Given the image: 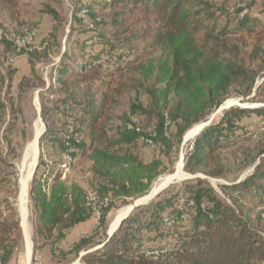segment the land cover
Instances as JSON below:
<instances>
[{"label":"trees","instance_id":"1","mask_svg":"<svg viewBox=\"0 0 264 264\" xmlns=\"http://www.w3.org/2000/svg\"><path fill=\"white\" fill-rule=\"evenodd\" d=\"M121 1L123 6L110 20L94 14L90 4L81 6L76 19L89 36L80 45V53L64 51L60 61L59 72L65 74L57 78L60 85L68 80L74 86L92 85L96 80L99 84L94 91L89 86L87 101L81 104L80 125L67 118L60 131L59 163L53 166L50 161L46 167L48 177H34L29 184L36 233L56 242L65 237L68 229L92 218L93 205L98 206L99 225L104 227L109 210L118 201H130L131 205L147 194L169 168L159 156L144 160L133 143L141 139L158 146L170 158L184 133L192 125L206 121L230 96L228 90L234 81L246 77L243 55L248 35H256L253 52L264 71V49L259 44L264 40V24L242 13V8L233 14L212 0ZM49 12L57 19L56 12ZM222 17H226L224 24ZM100 27L108 31L102 32ZM21 29L9 34V38L2 34V40L7 44L10 40L15 46L13 36L22 37ZM97 43L108 60L101 62L85 54L87 47ZM63 58H69L70 63ZM124 71L132 88H141L150 97L156 122L149 132L140 126L138 130L128 127L130 117L137 118L142 107L133 100L122 126L109 136L105 117L121 95L120 87H113L112 78L115 72ZM253 84L254 78L248 93ZM253 99L264 102V81L256 87ZM220 112L217 120L213 117L189 142L183 157L184 171L222 177V151L250 141L259 130L264 135V118L256 132L235 134L236 121L242 114L264 116V106L232 105ZM47 131L45 126L39 147ZM261 147L259 153L263 154ZM83 160L90 162L87 188L62 177L64 167ZM219 188L224 198L195 177L193 182H182L179 189L168 194L160 192L148 203L134 207L111 234H105L97 243L91 244V237L80 238L76 250L84 252L82 264H264V158L249 176L220 184ZM90 195L94 200H89ZM249 197L257 201L247 202ZM186 206L191 208V214L186 212ZM147 212L151 219L144 223L142 218ZM187 218L190 225L176 235L172 248L144 247V229L154 227L161 233L160 223L174 225ZM19 220L12 203L0 192V264H9L19 245Z\"/></svg>","mask_w":264,"mask_h":264},{"label":"rangeland","instance_id":"2","mask_svg":"<svg viewBox=\"0 0 264 264\" xmlns=\"http://www.w3.org/2000/svg\"><path fill=\"white\" fill-rule=\"evenodd\" d=\"M212 1L228 13L234 14V10L242 8V13L257 18L264 24V0ZM84 4H90L93 13L101 17L102 20H110L112 14L123 6V1L0 0V99L3 105L0 107V192L1 196L7 197V200L12 203L18 219L20 218L18 210V193H20L19 165L23 148L32 135V126L37 117L34 97L37 96L38 98L40 104L39 114L46 129H48L40 140L38 162H41V164L37 166L32 177V179L34 177L38 179L48 177L46 167L49 164L51 165L50 161L53 166L59 163L61 154L58 143L60 131L63 129L67 118H73L75 123L80 125L79 119L82 118L81 106L87 101L89 86L92 89L90 91H94L99 84V81L96 80L92 85L82 83L79 86H74L71 80H68L69 82L65 85H60L57 80L59 76L62 78L65 76V74L59 72L63 52L65 51L68 54L72 52L80 53V45L89 36V32L84 30L76 19V12ZM49 10L57 13V19L53 17ZM225 20L226 17L221 18L222 24L225 23ZM232 25L231 15L230 26ZM26 27L31 28V30L26 29ZM20 29L32 32V39L26 47L19 48L16 44L15 46L10 44V40H7L8 44L2 40V34H6L9 38V34L20 32ZM100 30L107 32L108 28L100 27ZM255 38V34L248 35L247 45L244 49L243 56L247 64L246 77L240 76L234 81L228 90L230 96L226 98V100L235 99V103L248 107L264 106V102L253 99L256 87L264 81V71L261 70L260 59L256 58L253 52L254 44L257 43ZM259 44L264 49V40ZM101 48V45L97 43L90 46V48L87 47L85 54L89 53L91 58L104 62L108 58L105 50ZM63 60L66 64L70 63L69 58H63ZM105 66H109V64ZM105 72L107 71L105 70ZM9 75L11 76L10 80H8ZM127 77V71L113 74L112 85L113 87H120L121 95L118 94L117 103L110 108L105 117V126L109 136H113L114 132L122 126L129 112L130 102L133 100L139 102L142 106L136 113L137 125L144 132L151 131L155 126L156 119L150 97L143 89L136 90L132 88ZM252 78H254V84L248 93ZM42 110H44V116ZM220 115L221 112H217L214 120H217ZM263 118L264 116L255 113L242 114L236 121L238 129L235 134L242 135L248 132L249 135L252 131L256 132ZM246 125L248 131H245ZM170 127L174 131V125L172 124ZM261 132V130L257 131L256 137L248 142H238L222 151V164L224 165V176L222 177L207 176L203 173L192 174L184 171L183 168L181 169L188 174L203 179L221 198H224L219 185L243 180L254 171L260 158H264V153H259V148L261 146V148H264V135ZM82 136L83 140H86L84 133ZM190 141L183 146L181 143L175 145L170 152V158H166L158 146L146 144L141 139H137L133 143L134 150L144 160L147 161L152 157L159 156L169 168L162 174L164 176L161 175L151 187L156 186L161 178L167 176V173L177 169L180 154L187 151ZM89 166V161H75L72 165L63 168L62 177L67 181L76 180L87 188ZM194 180L195 177H189L175 182L162 190L161 193L167 191L166 194H168L179 189L182 182H193ZM29 187L30 185H28L27 192L28 229L32 247L30 259L29 261L26 260L24 237L20 228L19 245L9 264H34L35 258L37 264H82L80 253L83 250H76V244L80 238L91 237V244L103 239L116 213L126 205L129 206L130 203V201H118L109 210L104 227L99 225V213L95 211L92 218L74 225L66 231L63 239L56 242L53 238L36 233L35 211L29 197ZM186 197L187 195L184 193L183 199L185 200ZM246 201L256 202L257 199L249 197ZM185 210L191 214L192 210L189 206H186ZM166 212L162 216L166 215ZM150 219V213L147 212L142 218V222H148ZM189 225L190 222L187 218L174 225L160 223L158 230L161 233H157L158 231L154 227H147L142 231L143 245L146 248L163 247L170 249L175 244L176 235L186 230ZM158 234L161 235L158 236Z\"/></svg>","mask_w":264,"mask_h":264},{"label":"bare ground","instance_id":"3","mask_svg":"<svg viewBox=\"0 0 264 264\" xmlns=\"http://www.w3.org/2000/svg\"><path fill=\"white\" fill-rule=\"evenodd\" d=\"M235 99H228L225 101L224 104L230 105L233 104ZM34 102L36 104L37 109V117L33 123L32 126V135L30 138L26 141V144L23 148L22 155L20 158V165H19V174H20V193H19V201H18V210L20 213V219H21V228H22V234L24 237V243H25V249H26V260L29 261L30 255H31V239H30V232H29V222H28V200H27V192H28V185L31 180V175L33 172V169L35 167V164L38 161L39 156V139L41 135L44 132V123L42 121V118L40 116V104L38 101L37 96L34 97ZM235 103V102H234ZM235 105V104H233ZM202 122L196 123L192 125L185 133V137L191 138L193 134L195 133L196 129L200 126ZM178 166H177V173L175 175L182 176L183 171L181 169V157L178 160ZM173 174V173H172ZM172 174H167V176L161 178V180L156 184V186L152 187L153 190H155L157 187L162 186L167 182L168 179L171 178ZM147 195V194H146ZM146 195L142 196L145 197ZM131 205L125 206L121 208L115 215L111 225L109 226V229H113L116 227L118 220L121 216L125 215L130 208Z\"/></svg>","mask_w":264,"mask_h":264},{"label":"water","instance_id":"4","mask_svg":"<svg viewBox=\"0 0 264 264\" xmlns=\"http://www.w3.org/2000/svg\"><path fill=\"white\" fill-rule=\"evenodd\" d=\"M233 104H236V105H239V106H245V105H242V104H240V103H233ZM233 104H230V105H226V104H222L206 121H203L201 124H200V126L196 129V131H195V133L193 134V136L191 137V138H188V137H185V135H183V137H182V142H181V145L183 146L186 142H188V141H190L194 136H196L198 133H199V131L203 128V127H205V126H207L210 122H211V120H212V118L215 116V114L217 113V112H220L221 110H223V109H225V108H227V107H230V106H232ZM44 130H45V124H44ZM180 157H181V168L183 167V157H184V154H183V152H181V154H180ZM37 163H38V161H37ZM37 163L35 164V167H34V169H33V172H32V175H31V179H32V177H33V175H34V173H35V170H36V168H37ZM184 172V171H183ZM175 173H177V169L174 171V173L172 174V176H171V178L170 179H168L167 180V182L165 183V184H163L162 186H160V187H157L155 190H153L152 189V187L149 189V191L147 192V195L145 196V197H139V198H137V199H135L134 201H133V203L131 204V206H130V208L128 209V211H127V213L125 214V215H123V216H121L120 217V219L118 220V222H117V225H116V227L122 222V220L130 213V211L134 208V207H137V206H139V205H143V204H146V203H148L152 198H154L157 194H159L162 190H164L165 188H167L169 185H171V184H173V183H175V182H178V181H181V180H184V179H187V178H189V177H197V176H193V175H191V174H188V173H186V172H184L183 173V175L180 177V176H177V175H175ZM18 196H19V193H18ZM19 224H20V227H22L21 226V219L19 220ZM115 227V228H116ZM115 228H113L112 230L111 229H109L108 228V234H111L113 231H114V229ZM21 231H22V228H21ZM83 253L84 252H81L80 253V257L83 255Z\"/></svg>","mask_w":264,"mask_h":264},{"label":"built area","instance_id":"5","mask_svg":"<svg viewBox=\"0 0 264 264\" xmlns=\"http://www.w3.org/2000/svg\"><path fill=\"white\" fill-rule=\"evenodd\" d=\"M32 39V32H29V31H24V35L21 37V36H13V40L15 42V44L19 47V48H22V47H26L30 41ZM131 123L128 124V127L132 128V127H136V129L138 130L139 127L137 125V118L134 117V116H131ZM89 200H94V196L93 195H90L89 196ZM107 200V199H106ZM93 209L95 211L98 212V206L97 205H93ZM34 264H37V261H36V258H35V262Z\"/></svg>","mask_w":264,"mask_h":264},{"label":"crops","instance_id":"6","mask_svg":"<svg viewBox=\"0 0 264 264\" xmlns=\"http://www.w3.org/2000/svg\"><path fill=\"white\" fill-rule=\"evenodd\" d=\"M148 161V160H147ZM85 222V221H84ZM82 223V222H81ZM79 224V223H78Z\"/></svg>","mask_w":264,"mask_h":264}]
</instances>
